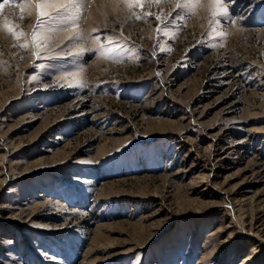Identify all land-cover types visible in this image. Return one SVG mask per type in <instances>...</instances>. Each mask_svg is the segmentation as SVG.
Here are the masks:
<instances>
[{"label": "rangeland", "instance_id": "obj_1", "mask_svg": "<svg viewBox=\"0 0 264 264\" xmlns=\"http://www.w3.org/2000/svg\"><path fill=\"white\" fill-rule=\"evenodd\" d=\"M0 5V264H264V0Z\"/></svg>", "mask_w": 264, "mask_h": 264}, {"label": "snow or ice", "instance_id": "obj_2", "mask_svg": "<svg viewBox=\"0 0 264 264\" xmlns=\"http://www.w3.org/2000/svg\"><path fill=\"white\" fill-rule=\"evenodd\" d=\"M9 0H4V3H8ZM214 3L217 5H220L223 3V0H214ZM180 5L178 4L177 7H179ZM0 7H2V5H0ZM228 14V9L227 7H218L217 11L214 13V15H227ZM217 23L219 21H216Z\"/></svg>", "mask_w": 264, "mask_h": 264}]
</instances>
